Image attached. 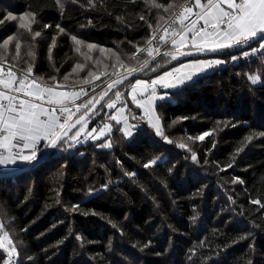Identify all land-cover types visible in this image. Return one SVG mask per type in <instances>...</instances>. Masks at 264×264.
Instances as JSON below:
<instances>
[{"label":"trees","instance_id":"obj_1","mask_svg":"<svg viewBox=\"0 0 264 264\" xmlns=\"http://www.w3.org/2000/svg\"><path fill=\"white\" fill-rule=\"evenodd\" d=\"M94 2L95 8L88 0H62L61 8L56 0H0V19L7 9L17 16L36 13L38 23L33 28L42 35L33 49L34 76L43 77L48 84L55 76L56 81L75 85L77 90L85 87L89 92L85 100L93 94V85H83L82 79L89 71L102 72L104 64L111 74L114 57L101 54L98 48L89 52L83 46L84 55H80L67 34L111 49L134 64L127 61L134 46L145 45L157 22L166 26L158 17L167 18L172 11L164 13L145 0ZM173 2L157 0L164 5ZM16 24L0 23V42L18 32ZM45 24L51 27L43 28ZM56 25L66 34H60ZM53 38L55 47L49 59ZM22 39L23 59L19 61L14 59V44L6 53L0 49L8 64L18 69L26 67L25 61L30 59L25 55L26 33ZM252 46L258 45L254 42ZM230 51L239 55L241 49ZM214 56L225 63L179 88L159 92L171 96L158 101L156 110L165 136L174 143L157 135L146 117L140 119L143 109L131 102L127 81L116 90L123 93L121 102L129 108V123L136 125L131 137L123 135L122 124L109 119L115 109L104 106L115 99L114 90L97 108L91 125L103 126L108 121L111 133L98 141L82 140L74 147L62 142L38 165L15 176L0 177V218L8 221L4 231L20 253L17 264H264V208L251 203L254 199L264 203V136H254L235 155L245 137L264 132V56L258 53L235 62L225 53ZM138 58L142 60L146 54ZM78 61L85 67L73 72ZM182 62L162 56L131 81H151ZM253 74L260 75L261 83L251 84L247 77ZM108 79L101 76L94 82L96 93ZM207 131L213 135L202 142L188 139ZM108 141L111 148L99 147ZM179 142L188 144L198 161L191 159L192 152L179 148ZM154 158H158L157 164L145 168ZM25 164L0 169V173ZM75 205L79 210L70 211ZM5 255L0 250V260Z\"/></svg>","mask_w":264,"mask_h":264},{"label":"snow or ice","instance_id":"obj_2","mask_svg":"<svg viewBox=\"0 0 264 264\" xmlns=\"http://www.w3.org/2000/svg\"><path fill=\"white\" fill-rule=\"evenodd\" d=\"M58 6L63 8L62 0H56ZM153 8L162 9L164 13L170 15L166 18L161 15L159 20L165 21L166 26L157 22L149 38L143 47L135 45V51L127 57V61H135L134 64L127 63L121 56L111 49L99 48L95 44L86 43L75 35L67 34L75 45V52L84 55L81 47H86L90 52L93 49L99 50L101 54L109 53L114 57L112 72H108V64H104V70L97 73L89 71L82 79L83 85H93L92 95L85 87L77 90L75 85H66L56 81V77H51L52 84L43 81V77H36L33 74L34 52L36 38L41 37L39 30H34L33 25L37 24L36 13L25 12L19 16L6 12L0 19L9 22L16 21L17 33L8 36L0 42V49L6 53L10 45L14 44V59L19 61L21 56L22 44L25 41L22 36L26 33L28 37V50L25 55L30 59L25 61L26 67L19 69V73L14 70V64H8L7 56L0 53V165H16L18 162L32 164L38 160V153L41 148H57L62 142L68 147H74L83 141L81 137L93 141L101 140L112 131L110 123H104L99 129L89 130L88 125L92 117L97 113V106L109 92L118 89L129 81L128 89L131 102L143 109V119L147 117L149 125L155 130L156 134L163 137L171 144V139L165 136L161 118L156 112L157 101H167L171 99L169 93H159V88L175 89L191 81L194 76L203 73L217 65L225 63L220 59L215 60H193L186 64H181L179 68L164 72L151 81L131 78L138 73L149 68L152 61L157 57L163 56L169 60H178L181 57L190 56L194 53L220 52L228 54L231 61L235 62L240 58L256 56L260 53L264 56V0H182L180 3L164 5L157 3V0H145ZM89 6L95 8L94 0H88ZM144 20L143 15L140 16ZM49 28L51 25H43ZM60 34H66V30L60 25H56ZM152 27V25H149ZM23 30V31H20ZM155 42V43H154ZM256 43L258 46L253 47ZM190 46V47H189ZM247 46L248 50H243ZM55 47V39L49 49V59H51V48ZM162 48L165 49L162 51ZM241 49L239 55L232 54L230 50ZM146 54V58L139 59V54ZM88 57H86L87 59ZM97 64L100 61H96ZM159 65H157L158 67ZM85 65L77 63L73 72L83 71ZM123 69V72L120 71ZM155 71V68L151 69ZM101 76L109 77L106 86L96 93L95 81ZM113 77H115L113 79ZM69 79L68 75L63 77L64 81ZM247 79L251 84L261 83L258 74L249 75ZM115 99L106 102L108 109H116L114 115L109 119L116 124H122L120 129L125 137H131L136 125L130 124L125 115V107L117 108V102L122 98L123 93L119 90L114 92ZM77 101H80L77 103ZM133 119L137 117L133 116ZM179 120L187 119L180 117ZM223 123L225 126L229 122ZM234 126V125H233ZM75 129V131H73ZM213 135L207 131L195 137H188L192 141H204L206 137ZM254 136H264V132L250 134L245 137V142L236 149L235 155L244 151L248 143H251ZM44 142L41 144V142ZM181 149L192 152L191 159L198 161L197 154L192 151L188 144L179 142L177 145ZM101 148H111V141L101 143ZM215 147V144H212ZM158 158L151 159L144 165L145 168L153 167L157 164ZM235 156L233 157V163ZM227 167H232L229 163ZM224 169H221L223 171ZM128 176H135V173H126ZM234 182L243 183L240 180ZM106 188L107 185H104ZM252 204L264 208V203L254 199ZM79 205L73 206L70 211H78ZM88 213H85L87 215ZM95 214V213H93ZM195 219V218H193ZM4 224L0 222V250L5 253V257L0 260V264H17L20 253L13 243L7 231H4ZM246 237H241L245 239ZM80 239V237H77ZM151 241L144 247H148ZM31 259V258H29Z\"/></svg>","mask_w":264,"mask_h":264},{"label":"water","instance_id":"obj_3","mask_svg":"<svg viewBox=\"0 0 264 264\" xmlns=\"http://www.w3.org/2000/svg\"><path fill=\"white\" fill-rule=\"evenodd\" d=\"M212 54H216V52H203V53H194L193 55H190V56H185V57H181L179 60H190V59H194V58H197V57H202V56H210ZM162 57V56H160ZM160 57H157L156 60H158ZM155 60V61H156ZM155 61H152L151 64L149 65L152 66V64L155 62ZM148 69V68H147ZM147 69H145L143 72L141 73H138L136 74L135 76H133L132 78L134 77H137V76H140L142 73H144ZM131 78V79H132ZM127 82V81H125ZM121 86V85H120ZM119 86V87H120ZM116 90V89H114ZM113 90V91H114ZM112 91V92H113ZM112 92H109L108 96L112 93ZM107 96V97H108ZM105 97V99L107 98ZM104 101H101V104L103 103ZM100 105L97 106V108L99 107ZM75 130V129H74ZM73 130V131H74ZM56 149V148H55ZM55 149L53 148H45L44 151H42L39 155H38V160L32 164H25L23 167L15 170V171H12V172H8V173H0V177H8V176H15V175H18V174H21L23 172H25L26 170H29L30 168L38 165L39 163H41L44 159H46Z\"/></svg>","mask_w":264,"mask_h":264},{"label":"rangeland","instance_id":"obj_4","mask_svg":"<svg viewBox=\"0 0 264 264\" xmlns=\"http://www.w3.org/2000/svg\"><path fill=\"white\" fill-rule=\"evenodd\" d=\"M7 12H10V9H7ZM161 58V57H160ZM211 58H213V57H211ZM201 59H203V60H207V58L205 57H201ZM82 62V61H81ZM80 61H78L77 63H81ZM188 62V60H184V62H182L183 64H186ZM76 63V64H77ZM83 63V62H82ZM181 63V64H182ZM180 64V65H181ZM78 71V70H77ZM202 73H199L198 75H201ZM145 80V79H144ZM123 97L124 96H122V98L119 100V101H121V100H124L123 99ZM157 103H158V101H157ZM121 104V103H120ZM120 104H118L117 105V108H120V107H125V115L128 117V121H129V118H130V111H129V108L127 107V104H126V102H122V104L120 105ZM115 112H116V109H115ZM156 112H157V110H156ZM96 115L95 116H93L92 117V119H91V121H90V123H89V125H88V128H89V130H91L92 128H97V129H99L100 127H102V125H100V126H98V124H95L94 126H92L91 127V125H92V123H94L96 120ZM146 119H147V117H146ZM108 121H106V123H107ZM147 122H148V120H147ZM97 123V122H96ZM161 123H162V121H161ZM162 126H163V123H162ZM75 131V130H74ZM133 134H134V131H133ZM81 140H85V138L84 137H81ZM0 222H2L3 224H4V226L6 225V223H8V221L7 220H3L2 218H0Z\"/></svg>","mask_w":264,"mask_h":264},{"label":"built area","instance_id":"obj_5","mask_svg":"<svg viewBox=\"0 0 264 264\" xmlns=\"http://www.w3.org/2000/svg\"><path fill=\"white\" fill-rule=\"evenodd\" d=\"M195 60H198V59H195ZM199 60H203V59H199ZM208 60H212V59H208ZM191 61H193V60H191ZM190 61H188L187 63H189ZM220 65H222V64H220ZM220 65H217V66H215V67H213V68H217V67H219ZM180 67V64L179 65H176V66H174V67H172V68H170L169 70H167V71H172V70H174V69H176V68H179ZM14 70L15 71H17L18 73H19V69L18 68H14ZM167 71H165V72H167ZM164 73V72H163ZM163 73H161V74H159V75H162ZM158 75V76H159ZM157 77V76H156ZM156 77H154L153 79H155ZM162 90H165V88H159L158 87V89H157V91L159 92V91H162ZM122 104V102L121 101H118L117 102V105L118 104ZM120 104V105H121ZM41 144H43V141L41 142ZM19 163H21V162H18L16 165H8V166H5V165H0V169H13L14 167H17L18 165H19Z\"/></svg>","mask_w":264,"mask_h":264},{"label":"crops","instance_id":"obj_6","mask_svg":"<svg viewBox=\"0 0 264 264\" xmlns=\"http://www.w3.org/2000/svg\"><path fill=\"white\" fill-rule=\"evenodd\" d=\"M195 77H197V75H196V76H194L193 78H195Z\"/></svg>","mask_w":264,"mask_h":264},{"label":"bare ground","instance_id":"obj_7","mask_svg":"<svg viewBox=\"0 0 264 264\" xmlns=\"http://www.w3.org/2000/svg\"><path fill=\"white\" fill-rule=\"evenodd\" d=\"M120 227V226H119Z\"/></svg>","mask_w":264,"mask_h":264}]
</instances>
